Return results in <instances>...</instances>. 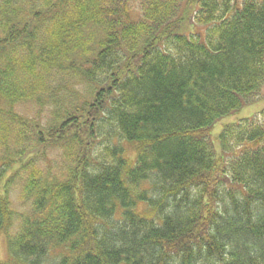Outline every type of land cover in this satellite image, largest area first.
Segmentation results:
<instances>
[{
	"label": "trees",
	"instance_id": "obj_1",
	"mask_svg": "<svg viewBox=\"0 0 264 264\" xmlns=\"http://www.w3.org/2000/svg\"><path fill=\"white\" fill-rule=\"evenodd\" d=\"M136 6L0 0V264H264V0Z\"/></svg>",
	"mask_w": 264,
	"mask_h": 264
},
{
	"label": "rangeland",
	"instance_id": "obj_2",
	"mask_svg": "<svg viewBox=\"0 0 264 264\" xmlns=\"http://www.w3.org/2000/svg\"><path fill=\"white\" fill-rule=\"evenodd\" d=\"M129 5L132 9H134L135 7H137V2L138 0H128ZM263 93H264V86H263ZM34 108V107H33ZM32 108V106L30 105H24V106H18V108L16 109L17 112L22 113L24 116L28 117V118H33L34 115L36 114L35 110ZM264 109V99L253 103L249 106H245L243 108H241L238 111H235L225 117H222L221 119H219L213 126L211 129V141L215 147V153L217 156H219L217 150H218V136L220 134V132L222 131L223 127L228 125V124H232V123H236L241 119H245V118H250L252 117L254 114L260 112L261 110ZM47 110H44V114ZM53 158V154H50ZM18 195H13L10 197V199L16 203V207L18 208V204L20 201H18ZM57 258H58V254L55 251H51L48 254V260H47V264H56L57 263ZM47 259V257H46ZM8 260V255H7V250H6V246H5V242L3 240V238L0 236V263L1 262H6Z\"/></svg>",
	"mask_w": 264,
	"mask_h": 264
}]
</instances>
